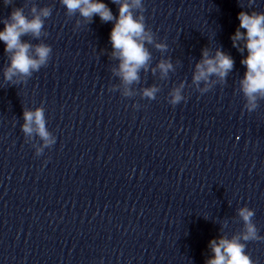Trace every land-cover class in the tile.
Segmentation results:
<instances>
[{
    "label": "clouds",
    "instance_id": "obj_1",
    "mask_svg": "<svg viewBox=\"0 0 264 264\" xmlns=\"http://www.w3.org/2000/svg\"><path fill=\"white\" fill-rule=\"evenodd\" d=\"M66 8V16L71 18L79 14L82 19L75 22L74 31L83 25H90L94 16H99L101 22H113L110 32L112 50L109 56L118 64L111 68L114 77L119 78V84L110 86L109 91H119L123 98H133L137 95L141 99L155 100L161 88L157 84L141 87L134 86L141 83V71H151L153 76L158 74L161 81L169 79V74L180 66L177 60L174 64L171 57L161 58L156 65H152L151 45L162 54L168 51V44L158 41L156 33L147 26L145 21L143 0H111L118 6V16H115L109 6L101 0H60ZM13 0H3L9 6ZM25 7L28 13L25 14ZM51 6L38 7L34 0H26L24 7H13L9 16L0 20L3 29L0 30V42L4 44V53L9 63L3 68V79L10 85L26 84L35 72L47 67L53 56L51 45L44 42L48 36L45 21L51 17ZM239 26L230 37L232 46L240 53L247 51V56L240 63L245 66L244 76L239 80V91L245 100L244 109L251 113L264 100V12L241 11L238 13ZM243 29L244 31H241ZM24 37H31L39 41L32 43ZM95 51V50H94ZM235 61L228 53L217 48L214 54L208 47L201 52V59L194 65L191 84L189 87L201 95L211 91L217 84L223 85L234 69ZM186 82L181 81L168 92L167 102L175 107L181 102L186 103L188 97L184 95ZM139 109L137 102L132 105ZM43 105L30 109L23 108V123L21 131L25 142L31 143L35 155L41 156L45 149L56 143V136L48 130ZM38 142H34L37 141ZM236 214L242 221L240 231L230 237L220 235L209 242L211 255L205 264H256L246 252L248 242L264 241L259 229L253 221L255 211L247 206L236 209ZM207 219L206 217H204Z\"/></svg>",
    "mask_w": 264,
    "mask_h": 264
}]
</instances>
